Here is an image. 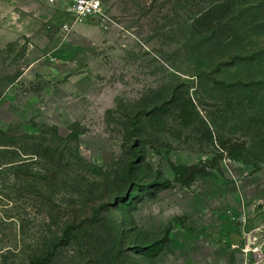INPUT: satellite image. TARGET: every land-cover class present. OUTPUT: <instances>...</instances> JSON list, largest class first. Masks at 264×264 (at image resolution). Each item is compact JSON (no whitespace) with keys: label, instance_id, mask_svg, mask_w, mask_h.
<instances>
[{"label":"rangeland","instance_id":"rangeland-1","mask_svg":"<svg viewBox=\"0 0 264 264\" xmlns=\"http://www.w3.org/2000/svg\"><path fill=\"white\" fill-rule=\"evenodd\" d=\"M100 1L0 43V264H264V0Z\"/></svg>","mask_w":264,"mask_h":264},{"label":"crops","instance_id":"crops-1","mask_svg":"<svg viewBox=\"0 0 264 264\" xmlns=\"http://www.w3.org/2000/svg\"><path fill=\"white\" fill-rule=\"evenodd\" d=\"M65 0H0L7 4L8 15L0 13V43H10L19 37L28 35L38 28L42 11H58L62 14ZM64 2V3H63ZM1 9V7H0ZM24 17V19H23Z\"/></svg>","mask_w":264,"mask_h":264},{"label":"trees","instance_id":"trees-1","mask_svg":"<svg viewBox=\"0 0 264 264\" xmlns=\"http://www.w3.org/2000/svg\"><path fill=\"white\" fill-rule=\"evenodd\" d=\"M227 7H228V2L218 3L208 11V14H210L212 11H215L217 9L225 10ZM221 143L223 149L225 150L236 149L235 153L239 155H242L244 150L246 149V143H242V145H240V149L234 148L233 146H228V142L225 143L224 141H221ZM203 172L204 171H202L197 166L185 167L179 170V174L180 175L182 174L183 178H187L186 180L183 179L182 181L184 185H190L191 182H193L195 178L201 175ZM74 230H75V225L66 226L63 229L62 236L57 239L58 241L53 242L49 251L42 256H35L31 260L30 264H52L57 258V256L60 254L61 249L70 242Z\"/></svg>","mask_w":264,"mask_h":264},{"label":"built area","instance_id":"built-area-1","mask_svg":"<svg viewBox=\"0 0 264 264\" xmlns=\"http://www.w3.org/2000/svg\"><path fill=\"white\" fill-rule=\"evenodd\" d=\"M54 2V0H51ZM66 8V9H65ZM103 5L100 0H71L64 6L62 13H66L68 20L60 25L61 32L69 34L79 25L86 24L92 19H102ZM105 22L104 19H102Z\"/></svg>","mask_w":264,"mask_h":264}]
</instances>
